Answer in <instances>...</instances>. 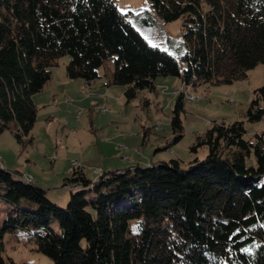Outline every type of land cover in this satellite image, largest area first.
Masks as SVG:
<instances>
[{
    "label": "trees",
    "instance_id": "obj_1",
    "mask_svg": "<svg viewBox=\"0 0 264 264\" xmlns=\"http://www.w3.org/2000/svg\"><path fill=\"white\" fill-rule=\"evenodd\" d=\"M147 2L132 13L115 0H0V133L32 141L33 95L64 55L68 78L89 85L103 67L104 84L124 86L127 102L155 89L158 76H179L192 93L245 78L264 63V0ZM156 17L181 19L177 51L149 43L136 28ZM184 90L170 116L174 143L182 138ZM243 116L212 120L190 146H206L205 157L186 168L170 159L94 179L73 167L64 178L65 206L3 161L0 200L11 207L0 224V264H31L2 255L6 233L33 243L51 264H264V132L246 137L245 128L264 117V85Z\"/></svg>",
    "mask_w": 264,
    "mask_h": 264
},
{
    "label": "rangeland",
    "instance_id": "obj_2",
    "mask_svg": "<svg viewBox=\"0 0 264 264\" xmlns=\"http://www.w3.org/2000/svg\"><path fill=\"white\" fill-rule=\"evenodd\" d=\"M115 1L122 12L137 13L148 5L147 0ZM128 17L134 19L132 15ZM135 25L149 43L171 51L180 48L181 19L165 22L156 17L152 25L140 22ZM68 61V55L60 57L52 67V79L43 91L34 95L37 115L29 133L32 141L17 142L9 129L0 133L2 165L34 177V182L46 190V196L60 206H65L69 198V186L64 185V178L73 167L81 168L86 176L95 179L103 171L132 164L147 166L178 159L180 166L186 168L193 158L203 159L206 146L196 152L190 150L196 136L203 134L212 120H243L253 90L264 85V63H260L249 69L245 78L232 83L205 84L192 90L198 95L207 87L205 97L197 101L190 100V93L184 90L182 138L174 143L170 116L175 91L183 90L179 76H158L155 89H142L127 102L124 86L104 84L103 67L101 77L88 86L65 75ZM178 63L182 68L184 63L179 58ZM245 128L246 137L264 132V117L255 122L246 121ZM10 207L0 200V224ZM3 242L2 255L15 262L52 263L33 243L18 242L14 234L6 233Z\"/></svg>",
    "mask_w": 264,
    "mask_h": 264
},
{
    "label": "built area",
    "instance_id": "obj_3",
    "mask_svg": "<svg viewBox=\"0 0 264 264\" xmlns=\"http://www.w3.org/2000/svg\"><path fill=\"white\" fill-rule=\"evenodd\" d=\"M181 90L182 89L176 90L175 91V94H178V92H180ZM202 97H204V94L203 93L198 94V95H194L193 93H190V100H192V101H197V100L201 99ZM2 163H3V160H2V157L0 155V164H2ZM25 179L26 180H30L31 177H29L28 175H25Z\"/></svg>",
    "mask_w": 264,
    "mask_h": 264
},
{
    "label": "crops",
    "instance_id": "obj_4",
    "mask_svg": "<svg viewBox=\"0 0 264 264\" xmlns=\"http://www.w3.org/2000/svg\"><path fill=\"white\" fill-rule=\"evenodd\" d=\"M83 83L86 84L84 81H83ZM92 83H94V82H91L88 86H91ZM86 85H87V84H86ZM44 88H45V87H44ZM44 88H43V90H44ZM43 90H42V91H43ZM40 92H41V91H40ZM34 95H35V94H34ZM34 95H33V98H35ZM33 100H34V99H33ZM34 102H35V100H34ZM1 157H2V156H1ZM33 180H34V177H33ZM34 181H35V180H34ZM36 183H37V182H36Z\"/></svg>",
    "mask_w": 264,
    "mask_h": 264
},
{
    "label": "bare ground",
    "instance_id": "obj_5",
    "mask_svg": "<svg viewBox=\"0 0 264 264\" xmlns=\"http://www.w3.org/2000/svg\"><path fill=\"white\" fill-rule=\"evenodd\" d=\"M184 90V89H183Z\"/></svg>",
    "mask_w": 264,
    "mask_h": 264
}]
</instances>
